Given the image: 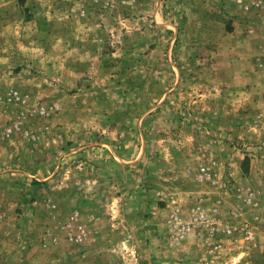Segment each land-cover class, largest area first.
Returning <instances> with one entry per match:
<instances>
[{
	"label": "rangeland",
	"instance_id": "rangeland-1",
	"mask_svg": "<svg viewBox=\"0 0 264 264\" xmlns=\"http://www.w3.org/2000/svg\"><path fill=\"white\" fill-rule=\"evenodd\" d=\"M0 264H264V2L0 0Z\"/></svg>",
	"mask_w": 264,
	"mask_h": 264
},
{
	"label": "built area",
	"instance_id": "built-area-1",
	"mask_svg": "<svg viewBox=\"0 0 264 264\" xmlns=\"http://www.w3.org/2000/svg\"><path fill=\"white\" fill-rule=\"evenodd\" d=\"M249 1L251 2L252 6H256V7H260L264 2V0H249ZM197 221H203L204 223H206L212 235H215L217 233L218 231L217 227L213 224V222L209 221L206 218L205 214H201L197 219ZM223 233L231 238H234L237 235H242L244 237V240L250 243H253L255 240V232L249 226H241V227L232 226L230 228L223 230Z\"/></svg>",
	"mask_w": 264,
	"mask_h": 264
},
{
	"label": "crops",
	"instance_id": "crops-1",
	"mask_svg": "<svg viewBox=\"0 0 264 264\" xmlns=\"http://www.w3.org/2000/svg\"><path fill=\"white\" fill-rule=\"evenodd\" d=\"M260 227H261V226H258V229H259V235L261 234V233H260Z\"/></svg>",
	"mask_w": 264,
	"mask_h": 264
}]
</instances>
